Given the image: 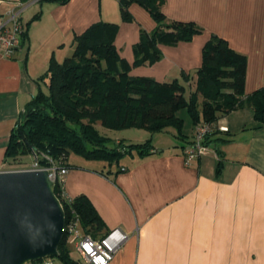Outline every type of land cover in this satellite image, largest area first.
<instances>
[{
	"label": "crops",
	"instance_id": "0c3cea01",
	"mask_svg": "<svg viewBox=\"0 0 264 264\" xmlns=\"http://www.w3.org/2000/svg\"><path fill=\"white\" fill-rule=\"evenodd\" d=\"M40 1L0 0V26L14 12L25 28L40 12L13 56L0 53V171L23 169H9L13 160L4 159L9 136L38 90L47 93L48 80L42 78L50 60L70 57L74 36L98 22L115 23L114 44L131 64L140 31L157 27L137 4L128 8L132 21L123 22L120 0ZM161 12L167 21L192 22L202 33L187 43L160 46L161 58L132 67L130 76L179 80L187 97L195 88L202 48L216 35L246 57L243 97L264 87V0H164ZM182 73L190 76L188 84ZM178 117L185 126L181 137L168 129L150 135L145 142L152 140L153 149L143 158L133 154L116 167L67 158V198L86 197L104 226L83 231L95 239L114 229L127 236L109 264H264V127L250 107L236 109L216 123L227 131L210 137L208 153L186 166L182 151L195 126L186 111Z\"/></svg>",
	"mask_w": 264,
	"mask_h": 264
},
{
	"label": "trees",
	"instance_id": "16d2710c",
	"mask_svg": "<svg viewBox=\"0 0 264 264\" xmlns=\"http://www.w3.org/2000/svg\"><path fill=\"white\" fill-rule=\"evenodd\" d=\"M68 1L41 0L40 3L66 4ZM163 3L164 0H120L123 22L132 21L128 8L137 4L157 24L151 33L140 31L139 40L132 48L131 64L120 57L114 44L119 30L115 23L98 22L74 36L71 56L61 63L50 60L42 78L48 80L47 93L39 89L24 108L9 136L5 161L33 153L41 165L46 164L43 156L66 163L71 154L108 165L118 164L133 154L143 158L153 149L151 140L130 145L120 141L110 147L111 140L99 134L96 124L108 130L133 128L151 135L172 128L181 137L183 120L178 113L182 110L196 126L202 122L216 124L222 116L248 106L257 125L264 127V87L243 97L246 57L216 35H211L202 48L195 88L187 97L179 80L158 82L129 75L132 67L156 63L161 58L160 46L187 43L202 33L192 22L167 21L161 12ZM39 18L40 12L26 23L22 39L27 37L29 25ZM181 81L188 84L190 76L182 73ZM216 133L207 138V145ZM54 193L59 198V186H55ZM59 199L65 221L74 213L85 232L103 229L102 221L86 197H77L70 203ZM58 253L57 259L62 264H81L70 259L65 236Z\"/></svg>",
	"mask_w": 264,
	"mask_h": 264
},
{
	"label": "water",
	"instance_id": "95a60500",
	"mask_svg": "<svg viewBox=\"0 0 264 264\" xmlns=\"http://www.w3.org/2000/svg\"><path fill=\"white\" fill-rule=\"evenodd\" d=\"M45 170L0 171V264L58 258L64 211Z\"/></svg>",
	"mask_w": 264,
	"mask_h": 264
},
{
	"label": "built area",
	"instance_id": "2783aa9c",
	"mask_svg": "<svg viewBox=\"0 0 264 264\" xmlns=\"http://www.w3.org/2000/svg\"><path fill=\"white\" fill-rule=\"evenodd\" d=\"M24 31L25 28L19 22L17 14L14 12L10 13V23L0 26V53L4 58H11L19 49ZM214 131L226 132L227 129L216 124L204 122L194 127L192 139L182 151L186 166H189L194 160L208 153L207 138ZM32 156L35 162L29 169L47 171L48 177L53 181L54 186H59V198L63 202L70 203L71 200L67 198L64 190V178L68 172L66 163L63 160H54L43 156L46 164L41 165L35 153ZM124 170V168H121V171ZM59 198L58 200L61 204ZM63 236H65L68 247L72 248L79 255L81 264H109L127 238L120 230L114 229L105 237L95 239L83 231L79 219L74 213H71L67 221H65ZM52 258L46 257L25 264H53Z\"/></svg>",
	"mask_w": 264,
	"mask_h": 264
},
{
	"label": "rangeland",
	"instance_id": "374dc122",
	"mask_svg": "<svg viewBox=\"0 0 264 264\" xmlns=\"http://www.w3.org/2000/svg\"><path fill=\"white\" fill-rule=\"evenodd\" d=\"M69 56H71V55H69ZM188 92L189 91H187V95H188ZM184 111L185 110H182L181 113H183ZM189 121H191V120H189ZM184 127H183V130L185 129ZM95 128L101 136L109 138L111 140L110 147L115 146L116 140L119 142L120 141L123 142L124 145L141 144V143H144L146 138L150 137V135H151L150 133H148L144 130H137V129H133V128L123 129V130H119V131L108 130L106 128H103L99 123L96 124ZM168 131L171 133L175 132V130L172 128H168ZM163 135H167L166 136L167 138H171V137H172L171 139L175 138L174 136H172V135L169 136V134H166V133H164ZM175 139H174V141H175ZM150 142H152V140ZM75 157H77V156L71 154L72 160L75 159ZM77 158L82 159L80 157H77ZM128 159L129 158L124 157L120 160V162L124 163V161H127ZM34 162H35V159L33 156H26L23 158L21 157V158H18L16 160H13L12 162H10L11 167H9V169H13L16 166L19 168H23V169H29L31 166H33ZM114 166L116 167V164H114ZM17 170H19V169H17ZM10 171H12V170H10ZM69 257H70V259H72L74 261L80 262L79 255L72 248H69ZM52 261H53V264H57L59 260L57 258L53 257Z\"/></svg>",
	"mask_w": 264,
	"mask_h": 264
}]
</instances>
